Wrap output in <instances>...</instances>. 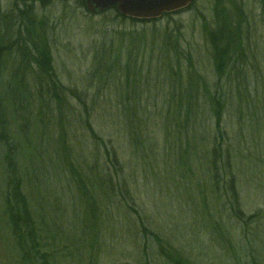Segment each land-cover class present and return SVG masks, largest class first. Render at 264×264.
Segmentation results:
<instances>
[{"label":"trees","instance_id":"obj_1","mask_svg":"<svg viewBox=\"0 0 264 264\" xmlns=\"http://www.w3.org/2000/svg\"><path fill=\"white\" fill-rule=\"evenodd\" d=\"M53 1L13 0L8 10H0V221L10 233L12 249L18 254L19 263L70 264L58 252V244L64 238L66 245L70 243L75 247L66 248L70 259L75 264H81L82 260L79 258L83 252L79 251V246L86 247V241L90 240V246L94 250L93 242L100 250L104 248L106 242H102V236L107 220L111 228L117 223L122 225L125 223L122 210L127 208L140 221L136 218L134 223L138 225L139 236L143 238V253L148 252L147 245L153 242L151 251L157 253L164 264H196L186 249L176 246L171 239L144 222L141 212L135 207L136 200L125 176V165L119 158L118 148L111 139L103 138L101 125L99 131L94 126L91 112L92 107L95 110L99 103V93L110 75L124 70L126 82L130 85L136 81V85L134 83L129 89L126 104L119 102L122 105L119 112L126 118L128 140L135 152L142 157L144 154L147 156L148 168L142 162L139 166L143 165L148 171L154 169L150 173L165 197L178 194L179 200L183 201L185 193L196 191L195 194H189L187 204L177 205L184 209L186 218L193 216L192 227L201 232L206 230L218 244L224 242L225 252L232 253V264H249L248 249L252 245L247 240L250 227L261 224L264 210L246 213L239 186L248 179L260 190V186L264 184L259 181L264 177V168L260 166V163L264 165V152L259 157H233V151L238 148L230 146V136L224 125L227 103L224 94L220 92L223 89L222 78L233 73L238 86H231L235 87L238 96V111L244 114V110H249V122L251 125L257 123V131L264 133V126L261 128L262 116L259 117L261 109L264 115V96L258 91L253 95L249 88V72L244 67L251 61V43L247 35L253 32L256 24L251 23L239 0H228L232 1L230 8H226V0H211V20L203 13H198L203 20L201 30L204 41L210 46L211 60L219 75L218 80L212 84V90L205 91L215 129L202 127L207 121L203 116L207 110L198 78H204L198 70L191 69L194 68L192 56L181 47L182 24L175 20L174 25L170 23L163 29L155 26L156 22L169 18L172 20L186 9H191L197 0L184 10L166 13L153 20L131 19L112 9L115 14L113 17H106V22L108 20L112 24H125L130 21L132 25L153 23L154 27L150 31L144 28H114L112 33L103 35L100 44L95 43L90 72L78 79L82 86L80 89L71 88L61 81L55 68L52 48V43L56 40V29L49 23L47 15L38 13V9L43 11ZM78 4L85 9L86 14H90L86 9V0H78ZM109 11L111 10L107 12ZM149 32L150 39L147 36ZM117 40L122 44L117 43ZM149 42L153 47L151 57H155L158 62L156 69L168 73L170 92L166 101L175 105L174 109L159 110L157 117L151 116L148 106H140L131 101L132 97L137 99L143 96L137 81L142 60L135 64L136 69L132 64L137 61L136 56L146 54ZM254 54L255 52L252 58L255 62L264 58V55L258 53L253 56ZM106 58L110 62L108 65L104 64ZM145 61L146 64L151 63L150 57ZM183 64L189 66L185 73L186 81L183 80ZM8 72L6 78L4 74L7 75ZM262 73L255 78L261 79ZM89 82L92 85L88 86ZM204 83L207 84L205 81ZM262 83L264 84V79ZM85 84L89 87L88 90ZM120 95L119 92V97ZM101 109L100 116L111 115L110 119L115 124L116 118L112 114L114 109L102 105ZM65 124L70 126L74 135L81 134L86 140L77 139L79 144L88 146V152L83 154L85 162L89 164L88 170L75 161L73 144ZM152 125H159L163 129V142L167 150H164L165 155L155 153L153 161L148 156H151L154 148L157 149L156 139H147ZM50 132H55V137L47 140L46 136L43 140V136ZM45 140L50 145L53 144L48 146L53 149L50 154L54 157L50 164H37L32 155L39 151ZM149 140L150 144L146 142ZM83 148L82 146V150ZM25 152L28 153L29 170L24 169L27 165L20 159H27ZM257 160L260 161L259 173L253 168L246 170L247 172L243 170L245 163ZM170 179L174 183L172 187ZM25 182H28V190L25 189ZM57 182L60 184L59 190L53 188ZM58 193L63 196L69 193L71 204L73 201L75 203L71 205L74 207V215L66 221L61 233L55 229L60 215L57 210L62 204L59 202L62 195ZM210 199L216 202L213 204ZM200 215L203 218L198 224L196 222ZM228 216L237 220L235 227L241 229L243 235V239L235 245L225 221ZM66 226L68 231L65 230ZM172 232L174 229L170 232L173 236ZM90 261L91 264L97 262L94 257H90ZM255 261L253 258V264H257Z\"/></svg>","mask_w":264,"mask_h":264},{"label":"rangeland","instance_id":"obj_2","mask_svg":"<svg viewBox=\"0 0 264 264\" xmlns=\"http://www.w3.org/2000/svg\"><path fill=\"white\" fill-rule=\"evenodd\" d=\"M12 2L13 0H0V10H8ZM238 2H240L239 4L241 8L249 15L251 23L256 24L253 27V32L247 35L250 38L251 43L249 52L251 61L249 65L244 67H246L247 71L249 72V88L253 95H256L258 91L262 96H264V84L262 83L264 79V58H262L260 62H255L252 58V54L254 52L255 54L253 56L258 55V53L262 56L264 55V0H239ZM230 4H232V1L226 0V8H230ZM212 8L213 4L211 0H197L191 9H186L182 13L174 16L172 20L171 18L163 19L162 21L156 22L155 24L156 27H160L161 29L170 25V23L171 25H174L175 20L182 24L181 47L186 52H190L192 56L191 62L193 63L194 68L192 67L191 69L193 71L195 69L198 70V73L202 74L204 78V80H201L200 77L198 79L200 81V90L204 93V97L202 96V98L205 102V107L207 110V115H203L207 119V121L202 126L205 129H215V122L209 113L210 103L207 101L205 91L208 92L209 89L212 90V87H214L212 84L218 80L219 75L217 72H215L214 64L211 60L212 56L209 51L210 46L206 41H204V36L201 30L203 20L200 16H198V13H203L208 20H211ZM84 11L85 9L79 7L78 0H54L49 6L43 9V11L38 9V13L45 14L47 17H49V23L53 24L56 29V40L54 41L55 44L52 43V48L54 51L55 68L59 74V77L64 84L75 89L82 88L78 79L84 77L86 74H88V72H90L92 67L93 52L95 51V43L100 44L103 35H105L107 32H109L107 34L112 33L114 28L118 30L127 28L141 30L144 28L150 31V29L154 27L153 23H139L132 25V22L130 23V21H127L125 24H112V22H109L108 20L106 22V17L110 18L115 14V11L112 9L107 13H103L104 15L93 13L91 15L86 14ZM147 36L150 39L151 32H149ZM116 42L119 43L118 40ZM119 44L118 47H120ZM149 44L150 45L146 47V54H142V57L136 56L137 61L132 64V67L134 68L135 64L137 65L139 63L138 61L142 60V63L140 64V71L137 75V81H139L138 88L139 90H142L143 96L137 99L136 97H132L131 101L140 106H148L151 116L157 117L156 114L159 113V110L166 111L169 109H174L175 105L168 104L166 101L167 95H169L170 92L169 80L167 78L168 73L166 71L163 73L156 69L158 67V62L155 60V57H151L153 47L151 48L152 45L150 42ZM149 57L151 59V63L149 62L146 64L145 59H148ZM104 64H110L108 58H106ZM188 68V65L183 64L182 73L184 81H186L187 78V74L185 73H187L186 70ZM261 72H263L261 79H258L257 77L255 78V76ZM114 73H116V75H110L108 82L101 90V93H99L98 96L101 98H98L99 103L96 109L94 110V107H92L93 111L91 112V117L93 118L94 126L98 131L100 130L99 127L101 125L103 130V138L106 140L111 139L114 145L118 148V154L120 155L119 158L125 165V176L127 177V181L136 200L135 207L141 212L144 222L161 234L165 235V237L171 239L172 242L176 244V246L186 249L196 264H232L233 261L230 258L232 253L228 251L225 252V249H223L225 248L223 244L224 242L222 244H218L219 242L214 240V237L208 234L206 230H202L201 232L200 229L192 227V224L194 223L192 220L193 216L192 218H186L184 209L177 206L180 204H187L186 201L189 200V194H195L196 191L185 193V199L183 201L179 200L177 197L178 194H176L174 197H165L166 195H164L161 188L157 187V185L154 183L153 177L150 173L153 172L154 169L152 168V170L148 171L145 167H143V165H147V156L144 154V157H142L141 155H137L135 152L134 147L128 140L129 133L127 131L128 129H126V118L121 114V112H119V110L122 108V105H125L127 102L126 97L128 94H130L129 89L134 86V83L136 85V81L129 85L126 82V71L124 70H119L117 72L115 71ZM232 74H226V77L224 76V78H222L221 83L223 85V89L220 92H222V95L224 94L227 103L224 114V125L227 128L226 130L230 136V146L232 148H238L237 151H233V157L235 156V158L238 157V159H241V157L244 155L245 158L246 156L248 158H251L250 156H262L261 153L264 152V133L262 131H257V123L251 125L249 122V110L246 109L245 111L243 109L244 114L241 113V111H238V96L236 89H234L235 87L233 88L231 86L237 85V80ZM4 75L7 78L9 72L7 75ZM86 79L90 80L89 77ZM189 80L190 79H188V81ZM258 80H262V82H259ZM204 81L207 82V84L204 83ZM122 83H124L123 85L125 86H123ZM95 84L98 85V83ZM87 85H92V82H89ZM88 86L85 84L87 90L89 89ZM131 91L133 92V90ZM119 92L121 94L120 97ZM122 92L125 93L122 94ZM69 100L72 102V97H70ZM119 102L122 103L121 106V103ZM101 105L109 106V108L114 109L115 112L112 114L116 118L115 124L110 119L112 118L111 115L109 116V114H106L105 116L102 114V116H100V113H102ZM170 105L172 106L169 108ZM55 107L56 106L54 105L53 108ZM261 116L262 128L264 126V115L262 113V109L261 114L259 112V117ZM105 120L107 122H105ZM65 125L67 127L66 129L68 130L70 142L73 144V155L76 158L75 161L78 162V164H81L84 169L88 170L87 168L89 164L85 162L83 155L88 152V146L83 143L79 144L77 141L78 138L83 140L84 138L81 134H78L77 136L74 135L72 129L69 128L70 126L68 127L67 124ZM190 127L192 128V125H190ZM79 133L82 132L79 131ZM163 133L164 132L163 129H161V126L158 125L155 127V125H152L150 133H148V135L146 134L147 139H156L157 149L155 150L154 148L152 150L153 152L151 156H148V158H151L152 161V157L155 153L165 155L164 150L167 151L163 142ZM46 136L47 140H52V138L55 137V132L46 133V135L43 136V140ZM146 142L150 144L151 140ZM48 145H50V143L45 140L39 147V151L32 155V157L35 158L37 164H42L44 162H48L50 164L52 161L51 158L54 156L50 154V152L53 153V149L50 146H53V144L50 146ZM82 146L84 147V150H82ZM251 151L252 154H250ZM25 157H27V159L22 157L20 159H22L23 162L25 161V165H27V167L25 166L24 169L29 170L30 164L28 153L26 152ZM140 162H142L143 165L139 166ZM48 163L45 164L47 165ZM259 163V160L252 163H249L248 161V163L243 165V170L246 171L253 168L256 173H259ZM260 166L264 168L263 163H260ZM259 181L264 183V177L259 179ZM170 182L172 187L174 184L173 180L170 179ZM25 183L27 185L25 189L28 190V182ZM59 185V182H57L53 188L55 190H59ZM260 187L262 189H256L254 183L250 182L248 179L244 180L243 185L240 184L239 186L240 192L242 194L243 207L248 214H252L258 210H264V184H262ZM59 195H62L59 198V202L62 204L61 208L57 210V213H60V215L57 217L59 220L55 229L57 228V230L61 233V228H64L65 224H67L66 221H69L68 219L74 215V207H71V205H75V203L72 199L73 203L71 204V197L69 196V193L66 195L64 194L65 196H63L62 193ZM74 195H76L75 192ZM67 198L69 199L67 200ZM210 202L214 204L216 201L214 199H210ZM122 214L123 221L125 222L122 223V225L117 223L115 224L114 228H111V225H109L110 222L107 220V223L104 227L106 230L103 229L104 232L102 236V242H106L104 248L100 250L99 246H96V244L93 242L92 244L95 246L94 250L90 246V240L86 241V247L82 248V246H79L81 248L79 251L83 252L79 258L82 260L81 264H91L90 257H94V259L97 261L94 264H164L163 259L157 253L151 251L153 242L148 243V252L143 253L144 248H141L143 244V238L139 236L140 230L138 225H135L134 223L136 218L139 221L138 217L134 216L131 211L127 210V208L122 210ZM229 216L227 217L228 219L225 218V221L228 224L229 232L232 233L230 238L235 241V245L237 241L240 242V239H243V235L241 234V229H237V227H235L237 225V220ZM202 218L203 217L200 215L196 223L201 221ZM75 222L79 224V222ZM2 225L3 224L0 221V264H20V258L18 254L12 249V244L9 237L10 233L8 234L7 230L4 228V225L3 230ZM173 229L174 232H172V236L170 235V232ZM65 230L68 231L67 226ZM81 239L83 238L81 237ZM261 239L264 241V218L261 220V224L258 223V226L252 225L250 227L249 240H247V242H250L252 245L248 249V253L250 255L249 264L254 263L253 258L256 259L255 262L257 264H264V242ZM66 243V240L62 238L60 245L58 244V252L59 254L63 255L66 258L65 260H67L70 264H75V261L70 259V253H68V250L66 249H73L75 247H73V245L70 243L66 245ZM83 243H85V240ZM139 243L140 245H138ZM237 248L238 247H236V249Z\"/></svg>","mask_w":264,"mask_h":264},{"label":"water","instance_id":"obj_3","mask_svg":"<svg viewBox=\"0 0 264 264\" xmlns=\"http://www.w3.org/2000/svg\"><path fill=\"white\" fill-rule=\"evenodd\" d=\"M195 0H86V9L100 14L110 8L126 17L139 20H151L165 13L183 10Z\"/></svg>","mask_w":264,"mask_h":264}]
</instances>
